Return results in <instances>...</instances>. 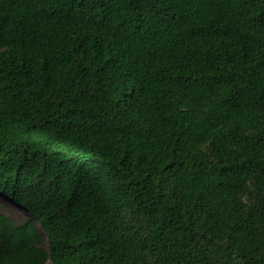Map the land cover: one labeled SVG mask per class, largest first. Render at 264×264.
I'll list each match as a JSON object with an SVG mask.
<instances>
[{
  "label": "trees",
  "instance_id": "obj_1",
  "mask_svg": "<svg viewBox=\"0 0 264 264\" xmlns=\"http://www.w3.org/2000/svg\"><path fill=\"white\" fill-rule=\"evenodd\" d=\"M0 197V264H264V0H0Z\"/></svg>",
  "mask_w": 264,
  "mask_h": 264
},
{
  "label": "rangeland",
  "instance_id": "obj_2",
  "mask_svg": "<svg viewBox=\"0 0 264 264\" xmlns=\"http://www.w3.org/2000/svg\"><path fill=\"white\" fill-rule=\"evenodd\" d=\"M0 214H4L11 218L16 225H22L30 218V215L25 210L17 207L16 205L6 201L1 197ZM43 247H48V243L46 240L44 241Z\"/></svg>",
  "mask_w": 264,
  "mask_h": 264
}]
</instances>
